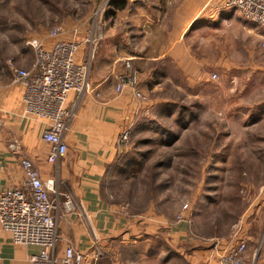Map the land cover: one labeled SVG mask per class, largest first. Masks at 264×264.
<instances>
[{
  "label": "rangeland",
  "instance_id": "rangeland-1",
  "mask_svg": "<svg viewBox=\"0 0 264 264\" xmlns=\"http://www.w3.org/2000/svg\"><path fill=\"white\" fill-rule=\"evenodd\" d=\"M104 1L0 0V54L25 59L26 41L56 25L84 32ZM118 6H103L94 66L106 58L108 28L128 25L125 16L111 17ZM262 36L237 10L190 0V69L163 59L132 63L135 73L116 78L144 85L139 99L146 106L101 183L103 196L129 213L176 221L187 204L193 235L244 239L257 251L256 264H264Z\"/></svg>",
  "mask_w": 264,
  "mask_h": 264
},
{
  "label": "crops",
  "instance_id": "crops-1",
  "mask_svg": "<svg viewBox=\"0 0 264 264\" xmlns=\"http://www.w3.org/2000/svg\"><path fill=\"white\" fill-rule=\"evenodd\" d=\"M214 1L224 8L222 0ZM124 16L128 25L108 28L105 60L90 64L88 92L80 98L74 92L68 95L67 104L75 110L64 134L67 152L54 164L47 162L50 146L41 138L45 123L23 118L24 89L15 80L16 69L31 68L33 51L29 48L25 59L0 54V191L22 185L20 160H32L43 179L56 180L59 204L63 194L70 193L74 200L76 211L58 217V252L70 243L89 255L98 253L93 264H219L220 255L238 241L246 242L251 255L254 250L244 239L197 237L187 216L176 222L146 212L129 213L101 193L102 179L120 154L117 137L134 126L146 106L135 95L136 90L143 93L144 85L133 89L126 84L116 91V78L134 69L132 63L163 59L190 69V0H158L151 7L144 0H125L111 17ZM81 55L78 52V58ZM13 140L19 144L17 152L9 147ZM1 237L0 264H33L30 256L37 247L14 244L7 232Z\"/></svg>",
  "mask_w": 264,
  "mask_h": 264
},
{
  "label": "built area",
  "instance_id": "built-area-1",
  "mask_svg": "<svg viewBox=\"0 0 264 264\" xmlns=\"http://www.w3.org/2000/svg\"><path fill=\"white\" fill-rule=\"evenodd\" d=\"M111 1L125 0H105L94 12L93 20L84 32L78 27L66 29L56 25L43 38H29L26 45L33 51V64L28 70H15V80L24 89L22 116L45 123L41 138L50 146L46 160L51 164L67 152L64 134L75 110V105L67 104L68 95L74 92L80 98L88 92L91 60L104 34L101 26L103 6ZM222 1L224 8L237 10L244 19L264 30V0ZM260 47L264 50V36ZM78 52H82L81 58H78ZM126 84L135 88V81L128 78L116 84V91H121ZM135 95L141 96L137 90ZM126 136L127 130L117 137L116 143L122 144ZM9 147L17 152V140H13ZM20 164L24 173L22 185L0 191V237L2 232H7L14 244L37 247V253L30 256L33 264H93L98 253L89 255L70 243L61 254L57 250L58 217L76 211L70 193L63 194V201L59 204L61 193L56 180L43 179L28 158H22ZM187 208L188 205L184 204L176 221L186 220L184 211ZM256 256V251L251 255L247 253L246 242L238 241L220 255L218 263L256 264Z\"/></svg>",
  "mask_w": 264,
  "mask_h": 264
},
{
  "label": "trees",
  "instance_id": "trees-1",
  "mask_svg": "<svg viewBox=\"0 0 264 264\" xmlns=\"http://www.w3.org/2000/svg\"><path fill=\"white\" fill-rule=\"evenodd\" d=\"M118 2L123 3V1H111V5H112V6H113V5H114V6H115V5L118 6V5L120 4V3L118 4Z\"/></svg>",
  "mask_w": 264,
  "mask_h": 264
}]
</instances>
